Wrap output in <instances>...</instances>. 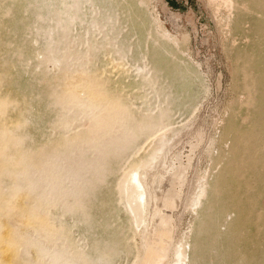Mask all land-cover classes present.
I'll use <instances>...</instances> for the list:
<instances>
[{"label": "rangeland", "instance_id": "1", "mask_svg": "<svg viewBox=\"0 0 264 264\" xmlns=\"http://www.w3.org/2000/svg\"><path fill=\"white\" fill-rule=\"evenodd\" d=\"M263 72L264 0H0V264H264Z\"/></svg>", "mask_w": 264, "mask_h": 264}, {"label": "bare ground", "instance_id": "2", "mask_svg": "<svg viewBox=\"0 0 264 264\" xmlns=\"http://www.w3.org/2000/svg\"><path fill=\"white\" fill-rule=\"evenodd\" d=\"M66 1H69L70 3H72V4H76L77 6H79V5H81V6H83V7H85L86 9L87 8H91L92 7V4H95V3H97L99 0H88V1H91L90 2V4H87V5H85L84 4V2H83V0H66ZM100 1H102V0H100ZM124 2V1H123ZM144 11V10H143ZM150 29V28H149ZM263 29V28H262ZM148 33V32H147ZM163 36V38L165 39L164 41H166V42H164L165 43V46H163V49H162V51L163 52H165L166 50V48H172L173 47V45H171L168 41H169V39L168 38H170L169 37V34L167 35L166 33H161ZM149 35V34H148ZM147 38V37H146ZM149 38V37H148ZM151 40H153V39H151ZM173 41V40H172ZM154 43V42H153ZM259 45V44H258ZM166 47V48H165ZM254 54V53H253ZM257 57V56H256ZM248 58H250V57H248ZM257 59V58H256ZM251 60V59H250ZM179 61V60H178ZM177 61V62H178ZM263 61V60H262ZM248 62V61H247ZM180 63V62H179ZM181 63L183 64V65H186L185 64V61H181ZM260 63V62H259ZM252 67V66H251ZM188 68V67H187ZM181 71V70H180ZM264 73V72H263ZM262 73V74H263ZM185 74H187V75H191L190 74V72L188 71V70H185ZM259 74V73H258ZM193 76V75H192ZM250 90V89H249ZM249 92V91H248ZM250 102V101H249ZM261 116V115H260ZM236 117V116H235ZM262 120H264V119H262ZM261 120V121H262ZM250 125H251V123H250ZM237 126V125H236ZM235 129H237V128H235ZM234 131V130H233ZM234 133V135L236 134L238 137L236 138L235 137V141L236 140H238V141H240V140H242L243 138L241 137V135H238V134H240V133H238L237 131H235V132H233ZM235 135V136H236ZM247 137V136H246ZM239 138V139H238ZM242 138V139H241ZM244 142V141H243ZM166 142H163L162 141V144H161V148H160V150H163L165 147H166ZM165 150V149H164ZM160 152V151H159ZM252 156V155H251ZM159 157V156H158ZM250 158H252V157H250ZM248 159V158H247ZM236 167V166H235ZM177 169V168H176ZM177 173V172H176ZM176 173H172V174H170V176H168L169 178L167 179V183H169V182H172V180H173V178H174V174H176ZM239 173V172H238ZM241 179V178H240ZM129 181V185H130V191H131V195H132V199H133V201H134V204H135V206H136V209H137V211H138V213L140 214V216L142 217V219H143V214L145 215L146 213V207H147V203H148V194H147V192H146V189H145V186H144V184H143V182H142V180H141V178H140V175H139V170H135V171H133L132 173H131V175L129 176V179H128ZM230 180H232L231 178H230ZM234 180V179H233ZM229 181V180H228ZM240 181V180H239ZM224 184V183H223ZM169 184H167L166 186H168ZM229 185H230V183H229ZM238 185H240V184H238ZM172 186V185H171ZM170 185H169V188L171 187ZM226 186V185H225ZM211 187V184L210 183H205L202 187H200L199 188V191H198V193L195 195V197L193 198V200H192V205L194 206V207H198L200 210H199V218H200V220L201 219H203V220H205L208 216H210L211 215V213H212V207H211V200L209 199H206L205 200V202L203 203V204H201V201L205 198V194L206 193H208L207 192V190H210V189H212V187ZM214 187V186H213ZM216 187V186H215ZM222 187V186H221ZM225 188V187H224ZM224 188H221V189H224ZM228 188V187H227ZM238 188V187H237ZM236 188V189H237ZM229 189H230V187H229ZM233 189V188H232ZM169 190V189H168ZM211 191V190H210ZM213 191V190H212ZM222 191V190H221ZM224 191V190H223ZM222 191V192H223ZM222 192H220V193H222ZM226 192H229V191H226ZM233 192V191H232ZM168 193H169V195H171V196H167L168 195ZM167 193V198L163 201V203L162 204H164L163 206L164 207H166V208H171V207H173L174 206V202H175V198H176V193H172V192H168ZM210 193H212V192H210ZM224 193V192H223ZM231 193V192H230ZM209 194V193H208ZM213 194V193H212ZM232 194V193H231ZM154 197H155V201L157 202V205H159V204H161L160 203V197H159V195L156 193V192H154ZM211 195V194H210ZM224 195V194H223ZM223 195H222V197H223ZM233 195V194H232ZM207 196V195H206ZM209 196V195H208ZM212 196V195H211ZM211 196H209V197H211ZM230 196V195H229ZM234 196V195H233ZM232 196V197H233ZM162 197V196H161ZM218 197V196H217ZM221 197V196H220ZM163 198V197H162ZM208 198V197H207ZM214 198V197H213ZM225 198V197H224ZM221 199V198H220ZM241 199V198H240ZM214 200H217V198H214ZM233 200V199H232ZM232 200H231V202H232ZM230 202V203H231ZM234 202H236V201H234ZM233 202V203H234ZM253 203V202H252ZM213 204V203H212ZM235 204V203H234ZM250 204V203H249ZM191 205V206H192ZM134 206V207H135ZM214 207V206H213ZM218 207V206H217ZM253 207V206H252ZM159 208V207H158ZM158 208H156L155 209V212H154V214H155V216H157L158 217V221H157V223L159 224V228L157 229V237H158V239H159V243L161 244V245H163L162 243H163V240L164 239H167V238H169L170 237V231H169V226H170V223H169V220H168V218H167V216L166 215H163V214H161L159 211L160 210H158ZM128 213H130V214H132L133 213V209L130 207V206H128V208H127V210H126ZM218 212V211H217ZM240 212V211H239ZM238 214V213H237ZM236 214V215H237ZM260 214V213H259ZM258 215V214H257ZM216 216V215H215ZM145 219V218H144ZM244 219V218H243ZM242 219V220H243ZM216 220L217 221H219L220 220V218H219V216H216ZM259 221H260V218H259ZM141 222H143V220H141ZM144 222H145V220H144ZM202 223V222H201ZM214 223V222H213ZM141 223H139V225H140ZM139 225H137V226H135V228H134V232L136 231V229L139 227ZM217 225H219V224H217ZM236 226V225H235ZM199 228H202V230H207L208 229V231H207V235H209V236H211V237H215V236H218L216 233L219 231V230H215V229H212V226H211V223H209V221H207V222H205V224H203L202 226H199ZM199 228H198V231H200L199 230ZM171 229V228H170ZM211 229V230H210ZM228 229V228H227ZM247 230V229H246ZM225 231V230H224ZM128 232H129V230H128ZM137 232V231H136ZM219 233V232H218ZM209 238V237H208ZM207 238V239H208ZM219 238V237H218ZM210 239V238H209ZM219 240V239H218ZM214 241V240H213ZM216 241H217V239H216ZM127 243V242H126ZM255 244V243H254ZM214 245V244H213ZM127 246V245H126ZM150 247V246H149ZM198 247H197V245H195L194 247H193V249L191 250V248L189 249V251H187L186 250V248L183 246V247H181V246H179L178 247V249L174 252L175 253V257H174V259H175V263L176 264H192L193 263V260H192V258H195L196 257V255L199 253V251H198V249H197ZM255 248V247H254ZM146 249V248H145ZM155 250V249H154ZM154 250H152V249H147V251H145L146 253L144 254V256H145V260H144V262H143V260H142V264H152V263H156V264H158L161 260H162V256H160L159 254H158V252L156 251H154ZM218 250V249H217ZM216 250V251H217ZM205 251V250H204ZM223 251V250H222ZM206 254V253H205ZM204 256V255H203ZM144 258V257H143ZM140 264V263H139Z\"/></svg>", "mask_w": 264, "mask_h": 264}]
</instances>
